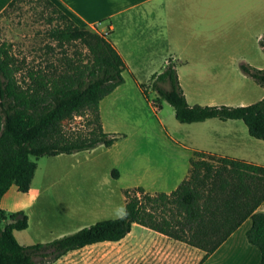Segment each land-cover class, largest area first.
I'll return each instance as SVG.
<instances>
[{"label": "trees", "instance_id": "trees-1", "mask_svg": "<svg viewBox=\"0 0 264 264\" xmlns=\"http://www.w3.org/2000/svg\"><path fill=\"white\" fill-rule=\"evenodd\" d=\"M46 2L62 22L48 36L59 44L79 41L86 53L66 59L63 66H26L18 76L21 67L11 44L0 37V223L6 220L1 200L8 189L12 185L20 192L30 189L37 165L31 157L72 154L100 144L110 147L117 139L115 133L104 131L99 103L124 82L123 58L108 39L76 25ZM259 42L264 50V39ZM239 68L264 88V68L245 62ZM153 79V89L172 106L179 122L239 119L252 137L264 140V96L248 105H190L172 61ZM137 87L147 97L144 84ZM76 117L83 118L84 128H67ZM193 155L187 177L171 192L126 188L121 216L98 220L49 242L19 244L14 231L26 229L28 217L23 211L12 213L11 221L0 225V264H51L69 251L119 241L134 224L200 249L201 263L247 218L252 225L246 237L259 249V264H264V213L257 210L264 200V166L198 150Z\"/></svg>", "mask_w": 264, "mask_h": 264}, {"label": "rangeland", "instance_id": "rangeland-1", "mask_svg": "<svg viewBox=\"0 0 264 264\" xmlns=\"http://www.w3.org/2000/svg\"><path fill=\"white\" fill-rule=\"evenodd\" d=\"M57 25L62 22L46 0H13L0 13V37L11 44V52L21 67L18 76L26 66H63L66 59L85 55L86 49L79 41L59 44L48 36L49 30ZM106 25V21H97L81 23L80 27L89 28L109 40L111 30L105 28ZM124 29L120 21L114 34H121ZM229 54L232 59L205 69L213 77L201 78V81L184 78L183 84L192 104L213 105L209 103L226 100L219 98L218 94L226 91L243 95L247 102H255L262 86L245 75L239 64L245 62L256 67L263 62L264 50L260 42L257 46L251 45ZM139 58L138 63L153 65L147 68L148 71L154 69L153 72L160 73L164 68H161L164 60L161 52L142 51ZM146 71L143 76L138 73L139 79H148ZM125 78L121 91L126 92L128 98L113 104L110 110L104 109L101 114L106 128L117 136L110 149L100 146L96 151L42 156L37 160L31 157L36 161L37 169L30 191L20 192L12 185L2 197L1 207L5 210L6 220L0 223L1 226L10 222V215L17 211H23L28 217V227L14 231L19 244L49 242L98 220L121 216L124 189L134 187L139 175H157L163 164L183 163L186 158L182 153L191 151L189 146L193 136L201 137L200 133H191L190 130L198 127L200 132L202 129L208 132L214 128L210 123H219L216 119L204 123H181L175 118L172 106L153 89V76L143 83L147 97L141 94L128 75ZM83 123V118L76 117L67 122L66 127L82 129ZM113 169L120 172V179L112 175ZM36 192L38 195L34 194ZM145 229L134 226L114 249L86 247L68 252L51 264H144L149 243L137 245L136 238L142 240L144 237L153 243L156 242L154 235H157ZM182 247L166 245L161 253L170 258L171 264H194L195 256L191 251L195 250ZM114 251L120 253L116 258L104 259L105 254Z\"/></svg>", "mask_w": 264, "mask_h": 264}, {"label": "crops", "instance_id": "crops-1", "mask_svg": "<svg viewBox=\"0 0 264 264\" xmlns=\"http://www.w3.org/2000/svg\"><path fill=\"white\" fill-rule=\"evenodd\" d=\"M10 1L0 0V13ZM49 1L78 26H81V23L93 24L97 21H106L107 25L105 28L111 30L109 41L123 58L126 69L122 72L124 82L100 101V116L104 109L110 110L113 104L128 98L127 93L121 91L126 81L125 75H128L137 86V84L144 83L150 77L158 74V72H153L154 69L147 70V68H152L153 65L138 63L140 60L139 55L142 51L163 53L164 60L161 68L168 61L176 64L179 84L188 104L193 105L189 101L187 90L183 84L184 78H190L192 81H201V78L213 77L214 75L205 69L212 68L225 59H232L233 56L229 53L241 51L251 45L257 46L259 40L264 38V0ZM120 21L125 29L121 34L115 35L116 24ZM135 54L137 55L134 56ZM138 68L144 69L138 70ZM256 68H264V59ZM144 71H146L145 77L148 78L147 80H141L138 77V73H142L143 76ZM258 92L255 102L264 96V88L261 87ZM218 94L219 98L226 100L210 102L209 104L239 106L254 103L247 102L243 99V95H235L233 91ZM212 119L218 120L219 123H210L214 127L210 131L207 132V130L204 131L202 129V132H200V129H197L198 127L190 130L191 133H200L201 137L193 136L189 146L191 151L188 153L183 151L182 153L184 159L186 158L183 163L172 161L167 165L163 164L159 171L156 172L157 175H139L134 186H141L145 192L150 194L171 192L187 177L190 169V159L194 157L193 150L203 151L216 156L243 159L264 166V140L252 137L242 120L209 118L201 121V123ZM101 121L104 131L113 133L106 128L103 116H101ZM146 134V136H149L148 133ZM112 145L105 147L100 144L90 150L96 151L100 146L110 149ZM180 164L181 166H179ZM114 172L117 178L120 179V172L117 169H113L112 173ZM120 190H123V188ZM34 194L38 195V192ZM257 210L264 213V200ZM251 225V218L244 220L201 263L199 262L203 256V251L152 230V233L157 234L154 235L156 242H147L143 237L142 240L136 238L135 244L149 243L144 264H171L170 258L167 259L164 252L161 253V250L166 245L177 248H183L182 246L193 248L195 251L191 252L195 256L194 264H259L261 259L260 251L256 246L250 244L246 237V232ZM134 226L140 225L134 224L132 228ZM145 230L149 231L150 229L146 228ZM129 233L116 242H98L83 248L106 246L114 249L123 242ZM156 244L158 246H155ZM118 254H120L119 251L110 252L104 255V259L116 258Z\"/></svg>", "mask_w": 264, "mask_h": 264}]
</instances>
